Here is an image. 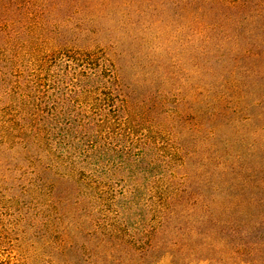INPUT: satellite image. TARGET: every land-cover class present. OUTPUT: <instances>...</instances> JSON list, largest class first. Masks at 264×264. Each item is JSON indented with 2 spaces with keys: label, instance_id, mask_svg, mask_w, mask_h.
I'll use <instances>...</instances> for the list:
<instances>
[{
  "label": "rangeland",
  "instance_id": "1",
  "mask_svg": "<svg viewBox=\"0 0 264 264\" xmlns=\"http://www.w3.org/2000/svg\"><path fill=\"white\" fill-rule=\"evenodd\" d=\"M256 12L245 0H0V85L6 43L32 29L45 47L103 49L127 119L95 133L103 149L81 172L55 161L49 196L0 118V264H264V250L254 261L211 236V213L256 214L239 189L264 197ZM52 121L54 138L85 135Z\"/></svg>",
  "mask_w": 264,
  "mask_h": 264
},
{
  "label": "trees",
  "instance_id": "2",
  "mask_svg": "<svg viewBox=\"0 0 264 264\" xmlns=\"http://www.w3.org/2000/svg\"><path fill=\"white\" fill-rule=\"evenodd\" d=\"M254 1L245 0L247 9L257 8L256 14L249 15L253 27L249 25L247 33L257 37L260 50L255 54L264 60V0L256 4ZM35 33L32 29H23L20 43L9 38L5 45L6 85H0V101L3 95L5 101L0 106V118L11 120L5 123L3 130L16 141L27 160L37 161L35 172L39 176L36 179L50 196L55 182L47 174L55 170L56 162L81 172L83 165L91 163L93 156H99L96 152L103 149L98 135L103 140L105 135L99 131L112 128L115 123L120 126L127 120L121 114L125 96L115 64L103 49H80L64 42L45 47L46 40L39 41ZM246 69L243 72H247ZM52 120H68L64 121L62 131L85 135L69 137L63 134L54 138L57 123ZM104 130L109 135L110 132ZM13 131L17 136L12 135ZM97 132L99 134H95ZM35 186L38 187L36 183ZM253 187L264 195L261 180ZM237 194L252 201L250 203L257 208L256 214L240 209L239 219L227 220L211 213V236L229 252L243 253L260 262L264 250V197L255 198L241 189ZM229 196L227 193L226 197ZM50 202L51 198L46 204L49 207L52 206ZM213 203L211 196V206Z\"/></svg>",
  "mask_w": 264,
  "mask_h": 264
}]
</instances>
